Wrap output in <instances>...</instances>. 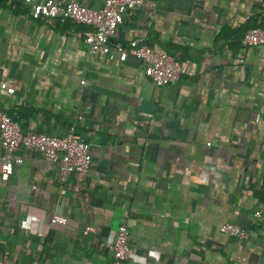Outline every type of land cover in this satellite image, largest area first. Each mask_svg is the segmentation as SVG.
I'll return each instance as SVG.
<instances>
[{
  "label": "crops",
  "instance_id": "obj_1",
  "mask_svg": "<svg viewBox=\"0 0 264 264\" xmlns=\"http://www.w3.org/2000/svg\"><path fill=\"white\" fill-rule=\"evenodd\" d=\"M44 1L0 0V111L24 132L74 126L93 161L84 183H62L59 164L17 152L23 163L0 178V218L22 219L16 244L43 251L53 232L47 264H109L126 225L124 264H264V46L243 42L264 27V0H143L126 14L112 45L136 40L183 66L162 87L132 55L92 57L90 26L35 19Z\"/></svg>",
  "mask_w": 264,
  "mask_h": 264
},
{
  "label": "built area",
  "instance_id": "obj_2",
  "mask_svg": "<svg viewBox=\"0 0 264 264\" xmlns=\"http://www.w3.org/2000/svg\"><path fill=\"white\" fill-rule=\"evenodd\" d=\"M142 2L143 0H106L104 7L96 10L75 1L46 0L33 6L32 16L35 19L45 17L90 26L92 30L86 34L85 43L92 57L103 54L114 59L117 56L123 62L132 55L145 64V73L155 85L162 87L173 84L179 80L183 66L168 52L159 47L140 44L136 40L129 45H112L111 40L124 23L125 15L138 9ZM243 42L246 47L264 46V27L249 30ZM0 142L3 150L0 156L2 182H7L14 174L16 164L23 163V159L17 155L21 149L43 154L51 165L59 164L62 183H66L70 176L84 183L93 161L90 144L75 136L74 126L65 136L24 132L20 124L3 111H0ZM255 217H264V204ZM57 221L63 219H53L54 223ZM220 232L240 240H246L250 236L248 230L235 224L221 226ZM112 248L113 258L109 264H124L132 256L126 225L118 228ZM0 264L9 263L0 260Z\"/></svg>",
  "mask_w": 264,
  "mask_h": 264
},
{
  "label": "trees",
  "instance_id": "obj_3",
  "mask_svg": "<svg viewBox=\"0 0 264 264\" xmlns=\"http://www.w3.org/2000/svg\"><path fill=\"white\" fill-rule=\"evenodd\" d=\"M21 226L20 212L8 213L6 217L0 218V260H6L9 264H47L51 257L53 232L46 236L43 251H34L30 247H19L16 244L15 238Z\"/></svg>",
  "mask_w": 264,
  "mask_h": 264
},
{
  "label": "rangeland",
  "instance_id": "obj_4",
  "mask_svg": "<svg viewBox=\"0 0 264 264\" xmlns=\"http://www.w3.org/2000/svg\"><path fill=\"white\" fill-rule=\"evenodd\" d=\"M0 216H1V214H0Z\"/></svg>",
  "mask_w": 264,
  "mask_h": 264
}]
</instances>
